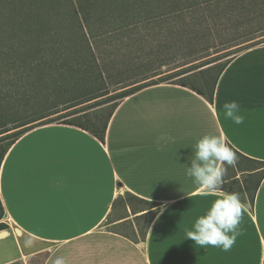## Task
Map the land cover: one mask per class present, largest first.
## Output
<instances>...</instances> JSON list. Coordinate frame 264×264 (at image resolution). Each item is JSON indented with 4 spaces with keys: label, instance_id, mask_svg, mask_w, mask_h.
<instances>
[{
    "label": "crops",
    "instance_id": "0c3cea01",
    "mask_svg": "<svg viewBox=\"0 0 264 264\" xmlns=\"http://www.w3.org/2000/svg\"><path fill=\"white\" fill-rule=\"evenodd\" d=\"M186 3L195 17V28L183 22L193 50L214 48L201 0ZM227 60L212 99L175 82L142 87L120 100L102 140L59 121L20 135L0 165V222L7 225L0 264H53L57 257L65 264H264V175L253 203L244 199L243 234L230 251L186 238L220 195L201 196L186 176L203 134H222L241 155L264 162V43ZM231 101L240 105L242 124L224 117ZM239 162V169L255 166ZM233 168L226 182L249 174ZM114 225L130 231L108 228Z\"/></svg>",
    "mask_w": 264,
    "mask_h": 264
},
{
    "label": "trees",
    "instance_id": "16d2710c",
    "mask_svg": "<svg viewBox=\"0 0 264 264\" xmlns=\"http://www.w3.org/2000/svg\"><path fill=\"white\" fill-rule=\"evenodd\" d=\"M201 1L205 8L206 16L211 23L213 32L218 38V32L215 29V22L208 10V5L218 0ZM120 2L125 3V11L117 14L119 18L116 25L117 29L124 32L136 28L138 22L136 16H138V12H134L138 8L139 0H66L67 14L65 15V21H67L66 25H69L67 29L60 27L62 25V15L59 17L56 16V18L51 15L46 19L42 16L40 17L35 11L31 10V8H27L28 12L26 19L24 18L18 23L17 30L19 33L13 30L11 31L9 28H12L17 22H8L3 26L4 29H2L5 38L6 32L9 29L10 33L7 35V39H14L22 35L21 38L27 40L31 36L30 39H32V46L31 48L26 49L25 46L15 47V45H12L5 51L3 48H0V64L3 68L0 69V78L4 80V84L0 86V142L10 139L8 142L0 146V165L8 148L20 135L35 126L56 121L57 117L71 116L67 120L61 122L81 127L102 140L107 127V122L119 102L115 104L113 110H111L107 117L102 121L97 112L88 114L87 112H84V109L79 110L77 108L79 105L91 100H94V104H100L108 100H122L127 95L142 87L163 82L168 77L178 75L169 73L166 74L167 76H159L161 72L155 71L152 76L158 75L156 80L151 79L138 84L131 83L130 85L132 86L128 85L130 86L129 88L107 97L109 94L106 85L107 80L117 79L144 69L152 68L155 64L166 60L164 58L152 62H146L140 66L141 68L134 69L133 71L126 70L127 66H124L119 62V66H114L112 72V66L110 65L108 55L104 52L101 39L102 37H107L105 33L109 30L102 29V31H99V29L102 28V24H109L110 14L108 11H105L101 18H99L98 15L99 10L104 11L106 9L105 6H108L109 4L112 6L115 5V3L119 5ZM161 7H165L161 14L163 20L169 21V18L174 16L173 22H175L179 28L178 41H181H179V46L176 45V49H179L178 52L174 56L167 57V59L188 54L193 47L179 20L175 0H163ZM41 18L45 19V21ZM170 20H172V18ZM257 31L260 33L254 36L248 35L249 37H247V34L250 32L247 30L240 35L237 34L240 37L246 38L243 42H247L245 46L237 51L262 43L263 41L255 39L264 36V27H260ZM18 50H25V56L19 58L17 56ZM11 52H16L17 54L13 56L10 54ZM227 63L228 60L216 66L215 77L211 86L206 87L208 88L207 90L194 85L190 86L196 88L200 93L206 94L209 99H212L215 82ZM15 67L17 70L20 68L22 71H16L15 73L14 70H11ZM211 69L212 67L208 68L207 71ZM22 74L24 76L23 79H25L29 86H31V84L28 83L29 78L33 76L36 78V81L33 83L36 85L34 86L36 91L31 93L28 98L25 96V91L20 90L21 87L23 88V86H20V83H14L13 85L10 84L14 78L19 79L17 78V75H20L21 77ZM146 78H149V76ZM49 82H52V87L55 88L54 90L49 91L47 89L48 87L44 86L41 87L44 88L43 90H40V92L37 91L40 87V83L43 84ZM180 84L187 85V83L183 81L180 82ZM62 91L65 92V94ZM63 95L67 96L63 98ZM51 96L56 97L58 101L52 102ZM60 97L63 98V100H59ZM103 97L107 98L101 100ZM13 99H23L24 101L19 103L18 107H9ZM64 110L70 112L60 113ZM54 114H56V118L51 117ZM6 115L15 117L11 128L6 127L4 121ZM10 130L14 131L3 134ZM237 155L238 162L235 166L236 168H240L239 160L241 158L248 163H254L255 166H248L249 168L239 169L240 171H248V176L242 179V181L232 177L224 184L223 190L227 192H240L243 199L247 198L250 204H252L255 191L264 175V169H260V167L264 166V162L246 158L239 152H237ZM255 170L256 172L251 173ZM252 176L258 177L253 181L251 179ZM120 200L123 201L122 198ZM2 216L3 207L0 200V219ZM6 228L7 225L0 222V231Z\"/></svg>",
    "mask_w": 264,
    "mask_h": 264
},
{
    "label": "rangeland",
    "instance_id": "374dc122",
    "mask_svg": "<svg viewBox=\"0 0 264 264\" xmlns=\"http://www.w3.org/2000/svg\"><path fill=\"white\" fill-rule=\"evenodd\" d=\"M177 1L178 3L181 2V5L183 6L184 14L182 15V19L179 15V12L178 15L184 30L186 31L184 27L185 24L190 28H195V17L193 15L194 12L191 11V5L188 7V4L186 3L187 0ZM177 1L175 0V3ZM162 3L163 0H139L138 8L134 12H138V16H136V19L138 20L137 26L134 29L132 28L131 30H127L124 32L119 31L116 26L119 21L117 14L123 13L125 11L124 2H120L119 5L115 3V5L112 6L111 4H109L108 6H105L106 9L104 11L99 10V18L104 15L103 13L105 11H108L110 14L109 24H102V28H100L99 31H102V29L109 30L107 33H105L107 37H102L101 39L104 52L108 55L110 65L112 66V72L114 66H119V62H121L124 66H127L126 70L133 71L134 69L141 68L140 66H142L146 62H152L164 58L166 59L155 64V66H153L152 68L144 69L142 71H138L117 79L107 80L106 85L109 91L107 97L109 95L112 96L114 94H117L118 92H121L126 88H129L130 86H132L130 85L131 83L138 84L149 81L151 79L156 80L158 75L152 76L153 72L155 71L161 72L159 76H167L166 74L169 73L178 74L176 76L168 77L163 82L180 83L183 81L187 83V85H194L207 90L208 88L206 87L211 86L215 77L217 69L216 66L222 62H225L229 57L239 52L237 50L247 44V42H243V40H245L246 38L240 37L239 35L247 30L250 32L247 34V37L254 36L260 33H258L257 31L260 27H264V0H254V2L253 0H218L208 5V10L210 11L211 16L215 22V29L218 32V38L215 36L211 23L207 18L211 33H213L214 35L216 46L210 50H205L204 52H196L192 48V50L188 54L172 59H167V57L169 58L171 56H174L179 50L176 49V45L179 46L180 41H178L179 28L176 23L173 22L174 16H171L172 20H170L171 18H169L170 22L163 20L161 14L162 10L165 7H161ZM27 8H31V10L35 11L40 17L42 16L46 19H48L51 15L54 18H56V16L59 17L62 15V25L60 24L61 26H59L64 27V29H67V27L69 26L66 25L67 21H65V15L67 14L66 0H0V48H3L4 51L12 45H15V47L25 46L26 49L31 48V36L27 40L21 38L22 35L14 39H7V35L10 33L9 29L6 32V38L3 32V26L6 23L17 22V24H14L12 28H9L11 29V31L13 30L19 33V31L17 30L18 23H20L24 18L26 19V15L28 12ZM203 9L205 11L204 6ZM42 20L45 21V19ZM187 37L189 38L193 47L192 40L188 35ZM255 40L263 41L262 43H264V36H261ZM24 51L25 50H18L17 56L19 58L24 57ZM10 54L15 56L17 53L11 52ZM1 66L2 65L0 64V69H3ZM210 67H212V69L207 71V69ZM18 69L19 70H17L15 67L11 70H14L15 73L16 71H22L20 68ZM148 76L149 78H146ZM23 77V74L21 75V77L20 75H17V78L19 79H15L13 77L14 79L10 82V84L13 85L14 83H20V86H23V88L21 87L20 90L25 91V96L28 98L31 93L36 91V89H34V86L36 85L33 84L36 81V78L34 76L29 78L28 83L31 84V86H29L27 85ZM2 84H4V80L0 78V86ZM39 85L40 87L37 89L38 92H40V90H43L44 88L41 87L44 86L48 87L47 89L49 91L55 89L54 87H52V82L43 84L40 83ZM63 93L65 94V92ZM66 96L67 95H63V98H65ZM107 97H103L101 100H104ZM63 98L60 97L59 100H63ZM23 101V99H13L9 107H18L19 103H22ZM51 101L55 102L58 101V99L51 96ZM93 102L94 100H91L87 103L79 105V107L77 108L79 110L84 109V112H87L88 114L97 112L100 115L102 121L107 117L108 113L113 110L115 104L117 102H120V99L108 100L100 104H94ZM63 112L70 111L64 110L60 113ZM55 116L56 114L52 115L51 117L56 118ZM70 117L71 116L57 117L56 121L61 122L63 120H67ZM14 118L15 117L9 115H6L4 117L7 128H11L13 126L12 122ZM12 131L14 130L7 131L3 134L10 133ZM9 140L10 139L1 141L0 146L5 144ZM234 173L235 171L233 167H231V169L228 168V174L226 177L234 175ZM240 179H242V175L240 176ZM131 201L132 205L136 203V200ZM146 220L147 218H143L141 222H136L138 224L137 227L140 235L143 233V228L147 223ZM108 228L124 232L130 231L127 225H114L108 226Z\"/></svg>",
    "mask_w": 264,
    "mask_h": 264
},
{
    "label": "clouds",
    "instance_id": "9594fccd",
    "mask_svg": "<svg viewBox=\"0 0 264 264\" xmlns=\"http://www.w3.org/2000/svg\"><path fill=\"white\" fill-rule=\"evenodd\" d=\"M223 113L225 119L235 124L244 122L236 101L224 103ZM189 161L186 176L202 189L199 194L203 197L220 195L196 219L192 229L186 231V238L199 247L212 246L228 252L243 234L241 223L247 210L240 192L223 191L228 168L235 167L238 162L237 152L226 136L205 133L196 141L194 156L189 157ZM53 264H65V260L57 257Z\"/></svg>",
    "mask_w": 264,
    "mask_h": 264
}]
</instances>
